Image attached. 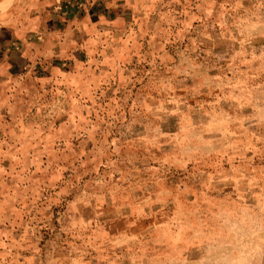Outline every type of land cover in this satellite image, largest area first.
Returning a JSON list of instances; mask_svg holds the SVG:
<instances>
[{"label":"rangeland","instance_id":"1","mask_svg":"<svg viewBox=\"0 0 264 264\" xmlns=\"http://www.w3.org/2000/svg\"><path fill=\"white\" fill-rule=\"evenodd\" d=\"M0 19V264H264V0Z\"/></svg>","mask_w":264,"mask_h":264},{"label":"crops","instance_id":"2","mask_svg":"<svg viewBox=\"0 0 264 264\" xmlns=\"http://www.w3.org/2000/svg\"><path fill=\"white\" fill-rule=\"evenodd\" d=\"M4 1L5 0L0 1V4L3 3ZM12 1L13 0H10L8 5H6V6L4 5L3 7H0V10L3 11L5 9H7L10 6V4L12 3ZM9 24H10V22L8 23L5 20L0 19V48L16 42V40L19 38L17 32L13 31L15 28L14 29L11 28V26ZM4 33H7V36L10 38L5 39L6 37H4Z\"/></svg>","mask_w":264,"mask_h":264},{"label":"bare ground","instance_id":"3","mask_svg":"<svg viewBox=\"0 0 264 264\" xmlns=\"http://www.w3.org/2000/svg\"><path fill=\"white\" fill-rule=\"evenodd\" d=\"M10 2V0H5L3 3L0 4V7L4 6V5H8Z\"/></svg>","mask_w":264,"mask_h":264}]
</instances>
